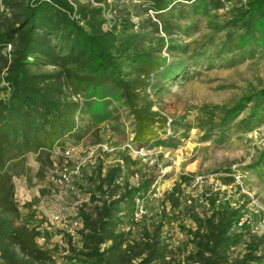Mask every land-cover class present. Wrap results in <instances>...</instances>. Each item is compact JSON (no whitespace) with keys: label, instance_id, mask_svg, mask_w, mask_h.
<instances>
[{"label":"rangeland","instance_id":"rangeland-1","mask_svg":"<svg viewBox=\"0 0 264 264\" xmlns=\"http://www.w3.org/2000/svg\"><path fill=\"white\" fill-rule=\"evenodd\" d=\"M13 1L0 2V30L14 20ZM144 1L117 0L116 4L145 5ZM235 1H226L223 8L208 15H194L186 6L183 14L173 11L170 34H155L149 24L139 28V18L132 16L128 33L147 35L145 49L156 48L155 38L162 36L164 44L158 55L187 64L180 76L170 81L150 77L163 89L155 94L153 87L147 88L156 123L146 142L135 139L137 120L123 97L103 101L66 84V99L76 104L72 129L50 148L28 152L23 161L11 164L17 209L12 213L14 223L37 231L36 244L51 255L50 261H34L16 245L13 249L22 264H73L65 258L67 236L79 245V209L90 203L98 173L104 175L113 167L120 168V185L150 181V189L135 199L131 219L125 220V228L129 226L133 234L140 224L159 221L165 208L172 220L163 227V235L172 247L181 248L176 249L181 254L191 249L187 229H195L193 217L207 211L211 198L215 205L225 203L239 209L232 230L241 233V239L231 249L233 257L244 252L249 230L264 234V93L258 95L264 92V47L223 48L227 34L235 36V31L225 26ZM107 3L114 4L112 0ZM130 7L133 12L141 11V7ZM148 15L158 21L152 10ZM104 19V29L118 21L109 9ZM233 40L228 44L233 45ZM170 44L188 51L170 52ZM10 49V44L4 46V57H0V98L4 101L10 95L3 80ZM33 70L51 73L57 68L48 64ZM256 95L258 101L253 98ZM249 97L252 100L246 101ZM243 101V108L223 121L226 109ZM177 184L174 196L180 205L170 211L165 193ZM0 264H6L1 256Z\"/></svg>","mask_w":264,"mask_h":264},{"label":"trees","instance_id":"trees-1","mask_svg":"<svg viewBox=\"0 0 264 264\" xmlns=\"http://www.w3.org/2000/svg\"><path fill=\"white\" fill-rule=\"evenodd\" d=\"M107 1L96 0L104 4L96 6L91 0H14V20L0 30V57H4L2 48L11 45L3 77L10 95L6 101L0 98V256L6 264L23 263L13 249L16 245L34 261L51 260L50 253L35 242L38 232L14 223L12 213H17V209L13 204L10 169L12 163L23 161L28 152L41 153L72 129L76 104L66 99V84L74 91L90 92V97L98 95L103 101L123 97L137 120L135 139L146 142L151 137L152 124L156 123L151 101H147V88L153 87L155 94L163 89L160 83H152L150 77L170 81L180 76L187 64L158 55L164 44L162 36L155 38L156 48L145 49L147 35L128 33L133 25L132 16L139 18V28H148L149 24L155 34L160 31L170 34L173 11L180 10L179 14H183L186 6L194 15H208L211 10L223 8L226 1L235 0H145V5L122 3L121 6L116 4L117 0H112V5ZM130 6L141 7V11L133 12ZM108 9L118 21L110 29H104V12ZM149 10L158 21L148 15ZM230 11L225 26L235 31V36L232 32L227 34L234 44L226 40L223 48L249 46L251 50H260L264 47V0L235 1ZM168 46L170 52L188 51L174 44ZM48 64L57 71L33 70ZM258 95L253 97L257 101ZM243 106L244 101L226 109L223 121ZM119 170L113 167L104 175L98 173L90 203H85L78 212L82 223L78 230L79 245L67 236L68 261L73 264H264V234L251 233L249 229L244 252L231 255L232 247L241 239V233L232 230L239 209L225 203L215 205L212 198L207 211L193 217L196 227L187 229L191 249H184L181 254L180 247H172L163 235V227L172 220L165 208L159 221L140 224L133 234L129 226L125 228V220L131 219L134 201L150 189V181L145 179L136 186L125 181L120 185ZM176 192L178 184L165 193L170 211L180 205L174 196Z\"/></svg>","mask_w":264,"mask_h":264},{"label":"built area","instance_id":"built-area-1","mask_svg":"<svg viewBox=\"0 0 264 264\" xmlns=\"http://www.w3.org/2000/svg\"><path fill=\"white\" fill-rule=\"evenodd\" d=\"M71 2V0H69ZM245 1V0H244ZM0 2H2V0H0Z\"/></svg>","mask_w":264,"mask_h":264}]
</instances>
